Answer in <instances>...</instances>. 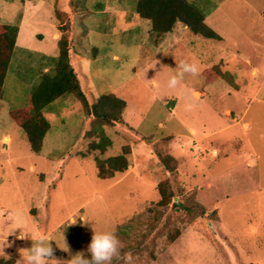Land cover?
Returning a JSON list of instances; mask_svg holds the SVG:
<instances>
[{"label":"rangeland","instance_id":"rangeland-1","mask_svg":"<svg viewBox=\"0 0 264 264\" xmlns=\"http://www.w3.org/2000/svg\"><path fill=\"white\" fill-rule=\"evenodd\" d=\"M187 1L220 40L177 22L156 41L136 0H0V21L20 31L0 99V257L26 264L43 234L67 261L95 229L114 231L134 264H264V0ZM62 36L86 103L48 105L34 153L9 111L53 72ZM181 60L200 74L170 89ZM110 93L121 119L95 120L89 106ZM101 131L110 143L93 150ZM124 153L126 171L105 164L99 177L98 161Z\"/></svg>","mask_w":264,"mask_h":264},{"label":"trees","instance_id":"trees-1","mask_svg":"<svg viewBox=\"0 0 264 264\" xmlns=\"http://www.w3.org/2000/svg\"><path fill=\"white\" fill-rule=\"evenodd\" d=\"M134 12L140 18L150 21V34L156 41L170 32L177 22L182 23L193 34L214 40L221 39L219 34L204 22L205 13L187 0H136ZM18 33L17 25L0 21V99L3 97V85L16 47ZM69 51L68 41L62 36L59 40V54L53 72L42 74L39 82L30 92L25 107L9 111L10 118L22 129L29 148L34 153L41 150L43 139L49 130V122L42 114L48 105L66 94H74L84 104L86 103L77 74L70 62ZM125 106V101L118 96L111 93L102 94L89 106V113L97 121L110 123L121 119ZM100 136L101 143L95 144L93 150L97 148L103 150L110 143L103 131ZM169 160H172L170 156L161 159L166 167H169L167 164ZM105 164L108 166L109 176L114 172L122 173L129 165L127 154L110 157L105 162L98 161L99 177L104 176ZM159 194L160 203L166 205L168 197L162 184H159ZM170 240L173 238L170 237ZM54 254L59 255L60 252L54 249ZM13 263L12 258L0 257V264Z\"/></svg>","mask_w":264,"mask_h":264},{"label":"clouds","instance_id":"clouds-1","mask_svg":"<svg viewBox=\"0 0 264 264\" xmlns=\"http://www.w3.org/2000/svg\"><path fill=\"white\" fill-rule=\"evenodd\" d=\"M200 71L201 69L197 62L181 60L177 65V71L168 80L167 86L170 89H175L184 79L185 75L195 77L200 74ZM193 108L194 105L192 104L185 105V110L187 111ZM16 228L23 229L18 237L19 239H24L28 236L24 233L23 225H19ZM31 239L33 240L31 248L25 250L28 253L26 256V264H113L114 260H123L124 264H134V260L136 259L130 251L122 254L123 245L114 231H96L94 229L86 251H77L67 261L55 258L51 240L46 235L40 234L31 237ZM59 248L65 252L69 251L65 239L64 247Z\"/></svg>","mask_w":264,"mask_h":264},{"label":"bare ground","instance_id":"bare-ground-1","mask_svg":"<svg viewBox=\"0 0 264 264\" xmlns=\"http://www.w3.org/2000/svg\"><path fill=\"white\" fill-rule=\"evenodd\" d=\"M4 141L8 142V138L6 137V138L4 139ZM6 144H7V143H6Z\"/></svg>","mask_w":264,"mask_h":264},{"label":"crops","instance_id":"crops-1","mask_svg":"<svg viewBox=\"0 0 264 264\" xmlns=\"http://www.w3.org/2000/svg\"><path fill=\"white\" fill-rule=\"evenodd\" d=\"M19 32H20V31H19ZM5 138H6V137H5ZM5 138H4V139H5Z\"/></svg>","mask_w":264,"mask_h":264}]
</instances>
